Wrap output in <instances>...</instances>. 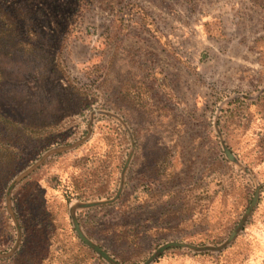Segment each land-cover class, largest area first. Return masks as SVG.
<instances>
[{"label":"rangeland","instance_id":"obj_1","mask_svg":"<svg viewBox=\"0 0 264 264\" xmlns=\"http://www.w3.org/2000/svg\"><path fill=\"white\" fill-rule=\"evenodd\" d=\"M0 9V264H264V0Z\"/></svg>","mask_w":264,"mask_h":264},{"label":"trees","instance_id":"obj_2","mask_svg":"<svg viewBox=\"0 0 264 264\" xmlns=\"http://www.w3.org/2000/svg\"><path fill=\"white\" fill-rule=\"evenodd\" d=\"M1 11V9H0ZM3 26L0 25V31L2 30ZM1 42V40H0ZM1 44V43H0ZM2 121H11L9 120L8 118L7 119H1ZM81 239L83 240V242H85V244H87V246L93 250L94 252H96L102 259H104L105 261H107L109 264H119L118 262H115V261H112L107 255L105 252H103L101 249H98V248H95L91 243H89L86 239H84L82 236H80ZM162 250L163 249H160V250H157V253L155 255H161L162 254ZM154 257V256H153Z\"/></svg>","mask_w":264,"mask_h":264}]
</instances>
